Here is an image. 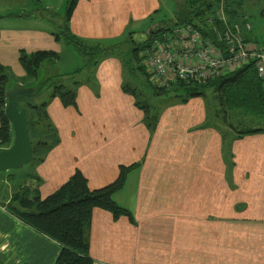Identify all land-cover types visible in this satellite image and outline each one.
I'll list each match as a JSON object with an SVG mask.
<instances>
[{
    "label": "crops",
    "instance_id": "1",
    "mask_svg": "<svg viewBox=\"0 0 264 264\" xmlns=\"http://www.w3.org/2000/svg\"><path fill=\"white\" fill-rule=\"evenodd\" d=\"M160 9V0L78 1L71 33L88 45L118 48L81 74L84 84L76 106L65 107L59 98L50 102L47 112L60 141L34 169L23 171L36 173L40 184L27 183L46 198L80 170L95 190L113 183L121 166L136 165L115 195L134 222L93 211L89 237L94 264H264V132L235 139L236 130L245 126L227 123L223 128L213 107L208 110L207 98L180 103L173 92L154 95L161 97L157 107L144 100L158 116L152 131L133 92L124 90L130 84L127 76L138 70L124 65L118 49L129 53V35L144 36L148 30H140L153 25L149 20ZM43 10L29 17L0 18V64L16 79H26L21 51L56 54L55 63L45 64L42 80L73 73L86 63L76 49L56 38L64 16L51 20V13ZM9 14L30 13L0 12ZM260 15L261 23L252 24L247 36L251 45L264 48V1ZM231 114L243 116L245 124L250 120L240 112L228 111L227 116ZM6 177L0 174V182L8 188ZM60 250L57 242L0 206V258L5 264H54Z\"/></svg>",
    "mask_w": 264,
    "mask_h": 264
},
{
    "label": "trees",
    "instance_id": "2",
    "mask_svg": "<svg viewBox=\"0 0 264 264\" xmlns=\"http://www.w3.org/2000/svg\"><path fill=\"white\" fill-rule=\"evenodd\" d=\"M78 1H67L64 22L57 27L55 35L57 39H64L67 45L72 46L84 57L86 63L82 68L69 74L58 73L49 76L34 86H25L29 80L38 77V71L42 66L49 62L55 63L56 54L51 51H40L33 54L21 51L19 61L26 72V79H16L18 82L20 80L23 86L17 82L16 87L8 89L7 84L13 75H10L9 69L0 64V150L8 149L14 140L12 125L5 115L7 93L22 87L34 88L30 99L22 104L29 111L28 129L34 150L32 161L24 166L27 169H34V165L42 162L46 155L59 144L58 131L47 112L50 102L59 98L65 107L76 106L78 88L84 84L80 80L81 74L87 69L94 70L103 58L109 56L111 50L118 48L106 49L102 45H88L71 33L69 23ZM253 3H255L254 0ZM242 6L243 1L237 2V0H176L175 14L172 19L151 25L144 35V41L138 40L136 37L138 34H130L128 43L129 45L133 43V47L129 53H124L122 47L118 49L120 58L127 68L140 71L148 80L143 54L166 33L176 26L192 24L200 30L203 39L222 47L216 33L224 29L218 10L223 7L229 21L238 22L245 18L241 13ZM19 16L29 17L32 14H9L0 16V18ZM47 18L53 20L57 18V14L51 13ZM90 77L87 83H91ZM177 87H172L173 89L170 88V90L155 87L153 89L156 95H168L173 92L180 103H187L196 97L208 99L210 94L213 100L218 101L225 109L224 124L228 122V111L240 112L249 117L250 126H245L241 131L236 130L235 139L264 132V81L258 76L253 63L207 85L181 83ZM124 90L133 92L136 106L145 111L148 127L154 131L158 116L152 107L145 101H141L140 95L133 90L130 84H125ZM24 167L22 170H25ZM135 168L136 165L121 166L116 181L95 190L90 189L87 178L80 170H77L65 184L46 198L41 197L39 188H32L27 183L35 181L40 184L41 179L36 173L8 171L5 175L8 173L6 178L12 190L9 196L7 193L2 195L4 186L0 183V195L4 198L0 204L19 221L60 245L61 250L54 264H94V259L90 255L89 237L93 211L102 209L110 212L115 220L127 217L130 222H134L131 211L119 205L115 200V195L125 187L129 174ZM0 174L3 175L2 172Z\"/></svg>",
    "mask_w": 264,
    "mask_h": 264
},
{
    "label": "built area",
    "instance_id": "3",
    "mask_svg": "<svg viewBox=\"0 0 264 264\" xmlns=\"http://www.w3.org/2000/svg\"><path fill=\"white\" fill-rule=\"evenodd\" d=\"M220 20L224 25L217 31L218 47L203 39L202 33L192 24L176 26L145 51L144 67L151 86L169 89L180 83L207 85L250 63L264 81V48L251 45L247 34L252 25L247 18L230 22L223 11Z\"/></svg>",
    "mask_w": 264,
    "mask_h": 264
},
{
    "label": "rangeland",
    "instance_id": "4",
    "mask_svg": "<svg viewBox=\"0 0 264 264\" xmlns=\"http://www.w3.org/2000/svg\"><path fill=\"white\" fill-rule=\"evenodd\" d=\"M0 1H1V3H0V12L2 14H6V12L10 13L11 11H13V12H24V13H30L31 14V13L39 12L42 9H46V10H43L42 12L45 13V14L55 12L57 14V18L56 19L58 20V19L62 18L65 15L66 5H67V1L68 0H42V2L39 1V0H0ZM239 1H243V6L241 7V9H242L241 13L244 14V17L247 18L250 21L249 17L251 16L252 20L250 21V23L253 21L251 23V25L252 24L255 25L257 23H261L262 18H261L260 13H261V10H262V0H254L255 3H253V0L252 1L251 0L250 1H248V0H237V2H239ZM175 3H176V0H160V4H161L160 11L157 12L155 14V16L152 19H150L149 21L153 20L154 22H152V23L153 24H157V23H159L160 21H163V20H171L172 17L174 16V14H175V9H176V4ZM47 5L54 6L55 8H58V9L51 8V7H46ZM236 6L238 7V4H236ZM236 6L234 5V7H236ZM48 9L51 10V11H48ZM218 11H219L218 12L219 15L221 14V11L224 12L223 7H222V9H220ZM224 14H225V12H224ZM227 19H228V17H227ZM150 25H152V24L149 23V26ZM50 26L52 28H54V26L51 23H50ZM148 28L149 27L147 25H143V28L140 31L141 32H144V30L147 31ZM252 30H253V25H252ZM247 39H248V37H247ZM127 45H129V43ZM130 47L131 48L133 47V43L130 44ZM71 49H72V51L77 53L75 51V49H73V48H71ZM77 55L79 57H82V60H83L82 64H84V59H83L84 57L81 56L79 53H77ZM44 66H42L40 68V70L38 71V77L36 79L29 80L27 85L34 86L40 80H42V78H44V76H45ZM127 77H128L127 81L131 85H133L135 88L139 89V91H141V93L144 94V95L140 94V99H142L143 101L145 100L150 105L157 107V105H158V103L160 101L159 99L161 97L154 96L156 94L154 93L153 87L151 88V87H149L146 84L143 74L140 71H136L134 76H127ZM16 83H17L16 78L15 77L13 78V76H11L10 77V81L7 84L8 89H13L16 86L15 85ZM178 85L172 86V87H177ZM167 90H170V88L167 89ZM162 98H167V97L162 96ZM208 102H209V105H210V107L208 106V110L213 107V109H214V111L216 113L214 115H217V114L219 115V118L217 119L218 124L224 128V126L226 125L223 122V116H225V111H224V113H221L220 110H217L215 108L216 102H215V100H213V98L211 97L210 94L208 95ZM243 121H244L243 116L238 115V114H236V115L231 114V116H229V118H228V122L227 123L229 125H232V126L236 127V128H242L243 126H250V125H248V122L250 121L249 119L247 120L246 124ZM22 169L23 168H20V170H10V172L11 171H17V173H23L22 171H25V170H22ZM25 169H27V167ZM2 174L5 175V172H2ZM6 175H8V173H6ZM18 178H20L19 175H18ZM11 190H12L11 186H9L8 188H6L4 186L3 190H2V195H4L5 193L11 192ZM2 197L3 196L0 195V203L3 202ZM0 206H1V204H0ZM5 212L8 213V211L6 209H5ZM8 214L11 215L10 213H8ZM12 217H14V216H12ZM8 263H9V261H8ZM0 264H5V261L2 260L1 258H0Z\"/></svg>",
    "mask_w": 264,
    "mask_h": 264
},
{
    "label": "water",
    "instance_id": "5",
    "mask_svg": "<svg viewBox=\"0 0 264 264\" xmlns=\"http://www.w3.org/2000/svg\"><path fill=\"white\" fill-rule=\"evenodd\" d=\"M138 40L144 41V36ZM33 92L32 87H22L7 93L5 115L12 125L14 140L8 149L0 150V172L18 170L33 159L34 150L28 129L29 111L22 105Z\"/></svg>",
    "mask_w": 264,
    "mask_h": 264
}]
</instances>
